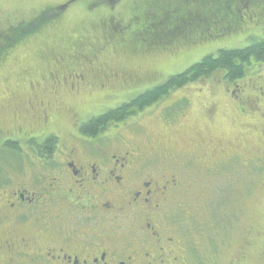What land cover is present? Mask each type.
I'll use <instances>...</instances> for the list:
<instances>
[{
  "label": "flooded vegetation",
  "instance_id": "obj_1",
  "mask_svg": "<svg viewBox=\"0 0 264 264\" xmlns=\"http://www.w3.org/2000/svg\"><path fill=\"white\" fill-rule=\"evenodd\" d=\"M138 41L149 49L157 44L153 36ZM95 61L72 67V87L54 71L53 97L61 88L70 96L81 89H109L116 76H98L102 71ZM89 74L98 80L88 81ZM257 88L259 98L236 91L228 97L241 106L240 116L258 115L263 142L251 149L244 140L239 146L215 147L204 139L178 149L155 137L143 146L126 135V123L84 136V121L78 134L66 140L51 131L23 139L20 127L18 138L5 141L12 153L24 151L27 161L18 182L16 174L10 175V184L0 190V264H220L221 258L222 264H264V87ZM28 105L35 109L32 102ZM49 107L42 113L43 127L53 119ZM213 115V108L205 114L208 119ZM235 164L246 169V182L233 190L232 203L222 200L226 219L221 220L218 206L209 203L208 187L199 190L193 179ZM224 221L229 236L218 248L215 235L222 236Z\"/></svg>",
  "mask_w": 264,
  "mask_h": 264
},
{
  "label": "rangeland",
  "instance_id": "obj_2",
  "mask_svg": "<svg viewBox=\"0 0 264 264\" xmlns=\"http://www.w3.org/2000/svg\"><path fill=\"white\" fill-rule=\"evenodd\" d=\"M64 4L65 0H39L35 4L0 0V190L10 184V175L18 176L15 184L25 171L24 151L19 148L18 153H12L5 144L18 138L20 127L23 139L48 131L69 139L70 134H78L81 122L129 102L205 56L222 49L244 48L264 37V0H74L54 15L53 8ZM141 36H153L157 44L151 49L141 46ZM93 57L102 71L98 76H116H111L109 89L91 93L81 89L70 96L69 90L61 88L58 97H53L52 73L72 87L76 84L69 78L75 70L72 67ZM86 77L98 80L95 74ZM254 87H264V64L251 62L245 76L234 84L225 73L216 72L174 90L130 117L125 122L130 125L126 135L143 146L155 137L178 149L199 139L215 147L230 142L239 146L240 140L248 149L260 147L263 139L258 115L247 112L242 117L237 111L241 106L233 98L228 100L233 91L242 97L259 98ZM28 102L34 105L33 111ZM47 105L53 119L50 126L43 127L42 113ZM206 105L214 110L210 119L205 116ZM249 130L251 136H246ZM244 170L241 164L228 165L220 173H201L193 179L199 190L208 187L209 203L218 206L221 220L226 219L222 200L232 203L233 190L244 187ZM224 224L218 227L225 226L222 236L215 235L218 248L229 236L228 222ZM223 261L221 258L220 264Z\"/></svg>",
  "mask_w": 264,
  "mask_h": 264
},
{
  "label": "trees",
  "instance_id": "obj_3",
  "mask_svg": "<svg viewBox=\"0 0 264 264\" xmlns=\"http://www.w3.org/2000/svg\"><path fill=\"white\" fill-rule=\"evenodd\" d=\"M253 61L256 63L264 61V40L244 48L222 49L215 55H207L184 72L171 76L164 83L146 90L127 103L91 118L81 126L80 132L84 136H94L114 124L125 123L138 112H143L162 101L174 90L208 78L216 72L225 73L230 81L239 80L245 76L246 66L251 65ZM50 149L51 147H48V150Z\"/></svg>",
  "mask_w": 264,
  "mask_h": 264
},
{
  "label": "snow or ice",
  "instance_id": "obj_4",
  "mask_svg": "<svg viewBox=\"0 0 264 264\" xmlns=\"http://www.w3.org/2000/svg\"><path fill=\"white\" fill-rule=\"evenodd\" d=\"M29 2L35 4V3L39 2V0H29ZM71 2H74V0H65L64 7L53 8V14L54 15L60 14L61 12H63L65 10L66 7L70 6Z\"/></svg>",
  "mask_w": 264,
  "mask_h": 264
}]
</instances>
